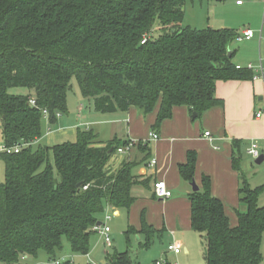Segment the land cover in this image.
<instances>
[{
    "label": "trees",
    "instance_id": "obj_1",
    "mask_svg": "<svg viewBox=\"0 0 264 264\" xmlns=\"http://www.w3.org/2000/svg\"><path fill=\"white\" fill-rule=\"evenodd\" d=\"M188 1L203 0H0V131L6 147H22L18 154L0 153V264H22L40 252L52 263L64 238L74 254L87 255L105 209L130 210L136 190L150 188V178L133 175L135 164L109 168L129 142L103 144L94 131L78 129L75 141L33 150L44 135L42 111L51 125L57 114L68 113L73 79L99 114L136 108L148 116L158 108L155 131L177 107L198 120L223 106L218 82L254 79L232 62L235 31L183 26ZM19 88L28 93H11ZM239 147L235 141L232 166L241 173ZM196 167L197 153L190 151L179 166L181 179L192 183ZM211 188L210 177L203 176L200 190L189 195L191 227L201 235L205 264H261L264 207L258 200L264 186L243 184L239 201L247 210L237 212L235 227ZM141 231L149 247L158 232L144 221ZM131 233L134 228L126 235ZM105 257L106 264H137L129 252Z\"/></svg>",
    "mask_w": 264,
    "mask_h": 264
},
{
    "label": "crops",
    "instance_id": "obj_2",
    "mask_svg": "<svg viewBox=\"0 0 264 264\" xmlns=\"http://www.w3.org/2000/svg\"><path fill=\"white\" fill-rule=\"evenodd\" d=\"M244 5V3L241 5L237 4L238 7H243ZM241 32L240 30L236 33L239 35ZM260 32L257 33L255 31L256 36L254 39L240 42L245 43V45L239 53V55L242 54L239 60L234 62L236 52L231 50V53H233L232 62L236 66L257 65L260 57H264V45L260 42ZM259 82H262V80L218 82L216 85V96L223 101V106L205 112L201 117L202 122L200 124L196 122V119H192V115L186 107H177L174 110L173 118L164 121L159 131L152 129L157 119L158 108L148 116L143 115L136 108H131L127 113H115L111 114L114 116H104L103 119L99 113L91 111V109L87 113L88 109L83 105L85 100L81 98V94H77L75 96L79 108L77 119L81 123L75 122L68 115L67 118L62 115L54 125L45 122L44 135L38 142H43L48 147H53L60 142H66V140H69L68 138H73L76 134L77 127L88 123H82V121H86L90 116L95 119L92 124L102 122L101 119L106 123L113 124L114 126L111 128L114 132V138L112 140L116 138L121 142H133L130 138H134L138 130L144 131V128H146V131L150 130L158 133L160 139L155 141L152 147L147 146L148 151L141 150L139 148L140 144L137 147L138 150H136L135 145L131 152L119 156L120 162L109 165V168L116 170L119 168L118 165L123 162L135 164L132 170L134 176L152 180L149 189L139 187L136 190L138 200L133 205V208L136 209L139 203L141 206L148 205L149 202H142V200L149 198L147 196L157 199L154 195V184L164 181L172 192V197L167 200L159 199V201H163L166 206L169 204L178 206L184 216L182 226L185 230L192 229L189 195L193 193V189L191 183L181 179L179 166L186 162L188 152L194 151L197 153L195 173L197 185L201 187L203 176L210 177L213 197L223 202L226 215L230 220H233L232 215L235 212H246L247 210L245 206L240 205L239 191L244 183L247 184L242 171V163H247L248 158H252L248 155V150L253 145H256L264 158V116L260 119L256 118L257 110L263 107V105L258 103L264 101L262 97L258 99V103L256 101L259 96L264 95V82ZM68 109L69 111L72 109V99L69 96ZM98 132L100 133V131ZM208 132L211 134L210 138L205 137V133ZM97 135L101 139L100 135ZM126 135H128V139ZM107 140L112 141L111 139ZM110 141L105 142V140H102L101 142L106 144ZM235 141L240 142L239 150L235 153L236 156L241 158V173L235 171L232 166L233 143ZM152 159L157 162L155 167L150 166ZM145 192L149 193V195L144 194ZM107 208L116 217L122 215L120 209ZM131 226L138 227L135 221ZM150 226L153 227L151 224ZM232 226L235 227V225ZM170 243L172 242L169 240L168 245ZM188 251V249H185L186 253ZM103 262L106 264L105 260Z\"/></svg>",
    "mask_w": 264,
    "mask_h": 264
},
{
    "label": "rangeland",
    "instance_id": "obj_3",
    "mask_svg": "<svg viewBox=\"0 0 264 264\" xmlns=\"http://www.w3.org/2000/svg\"><path fill=\"white\" fill-rule=\"evenodd\" d=\"M237 1L238 0L188 1L185 6V19L183 26L198 30H205L209 28L214 30L230 29L236 32L240 30L243 31L245 28H251L257 33L260 31L264 32V0H239L245 4L243 7H238ZM154 35L155 38L160 36L158 27H156ZM244 45L245 43H240V41H235L231 45V50L236 52L234 62L239 60L242 56V54L239 55V53ZM259 83H263V81ZM11 93L15 95H26L28 90L19 88L12 90ZM77 94H81L80 88L77 80L73 79L72 89L68 95L69 98L71 97L72 99V109L70 111L68 109V113L63 117L67 118L68 115V117L75 122L77 121L81 123V121L77 119L79 111L78 103L75 97ZM80 96L83 98L82 95ZM260 97L264 99V95L259 96L256 100L257 103ZM73 99H75V101H73ZM84 100L85 102H83V105L88 109L87 113L90 109L95 112L93 103L91 101H87L86 99ZM258 104L263 105V107L257 110L256 114L261 111L264 112V101L259 102ZM99 115L103 119L104 116H114L111 114ZM93 118L94 117L90 116V118L86 121H82V123H88L81 124V126L77 127L76 134L73 138H68L69 140L66 141H75L78 129L94 131L95 134L100 135V141L105 140V142H107L110 141L107 139L112 140L114 138V132L111 127L114 125L106 123L103 119H101L102 122L98 124H92V121H95ZM44 120V129H46L45 122L48 123L49 121L46 119ZM196 122H199L200 124L202 119L199 118ZM98 131H100L101 134ZM149 131L150 130L146 131V128H144V131L138 130V133L135 134L134 138L129 137L133 142H128L134 143L136 145V150H138L137 147L139 144H143L146 147H152V145L155 144V141L149 138ZM208 133L210 134V132ZM127 136L128 135H126V138ZM2 144L3 140L0 131V145ZM40 145L48 146L43 142H36L32 144L33 150L38 149ZM126 154L128 153L120 154L117 151L116 155L112 157L108 165H111L112 163L117 164L120 162L119 156ZM252 159L253 158H248L247 163H242V171L245 177V182H247L251 188L262 187L264 186V163L257 165L255 160ZM120 165L121 164H119L118 167ZM4 182L5 164L3 160L0 159V184H3ZM144 194L149 195L147 192ZM147 197L149 198L144 201L142 200V202H149L148 205L141 206L139 203L136 209H134L133 206L130 210L120 209L122 215L118 217L114 216L113 212L108 210V208L105 209L104 213L100 216V222L102 224H105V217L108 212L113 216L112 220L107 223V226H109L111 230L110 238L112 244L110 246L105 243L104 236L93 231L90 238L89 253L87 255L74 254L71 250L69 240L64 238L62 242V250L57 252L53 261H59L62 263L71 262L72 264H104L103 261L106 259L105 253L113 254L115 252H129L131 259L137 264H155L156 262H162L164 264H205L204 247L201 235L192 231V229L185 230L182 226V219L184 216L178 206L171 204L166 206L165 203L163 201H159V199H152V196ZM258 205L259 207H264V191L259 197ZM232 218L233 220H230L229 218L230 224L237 226L238 215L236 212L232 215ZM134 221L139 228L131 226ZM143 221L148 225H153V228L158 232V234L151 238L149 247H147V235L141 231ZM130 228H134L136 233H131L127 236L126 233ZM169 240L181 248V255L174 256L173 254L167 253ZM185 249L189 250L188 253L185 252ZM261 254L263 259L261 264H264V236L261 245ZM22 264H51V262L45 252H40L37 259L29 258Z\"/></svg>",
    "mask_w": 264,
    "mask_h": 264
},
{
    "label": "built area",
    "instance_id": "obj_4",
    "mask_svg": "<svg viewBox=\"0 0 264 264\" xmlns=\"http://www.w3.org/2000/svg\"><path fill=\"white\" fill-rule=\"evenodd\" d=\"M238 5H241L242 2L238 1ZM256 36L255 32L251 29H245L243 30L238 36H237V41H250L254 39ZM147 41V38H144L142 41V44H145ZM260 42L261 44L264 45V34L263 31L260 32ZM238 70L246 69L250 72L253 73L254 75V80H262L264 82V57H260L259 63L257 65L249 64L246 67L242 66H236ZM32 105L35 106L36 102L34 100L31 101ZM44 115V119L49 120V113L47 110L42 111ZM62 115L57 114V117L60 118ZM264 116V112L261 111L256 114V118L260 119ZM205 137L210 138L209 133H205ZM149 138L152 139L153 141H158L160 139V136L156 132H150ZM135 147L134 143H129L126 147L119 148L118 152L120 154L124 153H129L131 150ZM22 147L21 146H15V147H6L4 144L0 145V153H5L8 155L11 154H18L21 152ZM249 156H251L255 161L258 160L261 157V153L258 150V147L256 145H253L249 150H248ZM157 165V162L155 159H152L150 162L151 167H155ZM154 195L157 199L160 200H167L172 197V192L169 190L167 184L164 181H159L154 184ZM113 216L108 212L106 217H105V224H101L100 226H96L94 228L95 232H98L102 236H104V241L107 245H111L112 241L110 238V233L111 230L109 226H107L108 222L111 221ZM167 253L173 254L174 256H178L182 253L181 248L175 244V243H170L167 246ZM61 262H53L51 264H60ZM155 264H164L162 262H156Z\"/></svg>",
    "mask_w": 264,
    "mask_h": 264
},
{
    "label": "water",
    "instance_id": "obj_5",
    "mask_svg": "<svg viewBox=\"0 0 264 264\" xmlns=\"http://www.w3.org/2000/svg\"><path fill=\"white\" fill-rule=\"evenodd\" d=\"M229 56L231 57V54H229ZM196 118H197V114L194 113V114L192 115V119L195 120ZM263 161H264V158H263V156H261L258 160L255 161V163H256L257 165H261V164L263 163ZM191 187H192V189H193V192H198V191L200 190V187L197 185V183H196L195 180L191 183ZM101 224H102V223L99 222V223L97 224V226H100Z\"/></svg>",
    "mask_w": 264,
    "mask_h": 264
}]
</instances>
